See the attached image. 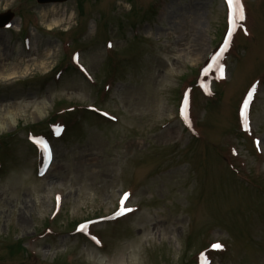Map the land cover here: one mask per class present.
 Segmentation results:
<instances>
[{"label":"rangeland","instance_id":"rangeland-1","mask_svg":"<svg viewBox=\"0 0 264 264\" xmlns=\"http://www.w3.org/2000/svg\"><path fill=\"white\" fill-rule=\"evenodd\" d=\"M240 3L244 19L237 22L244 27L230 36L227 76L214 84L220 94L214 102L197 92L192 99L197 140L177 119V99L222 37V0H0V11L15 14L13 25L0 29V124L12 115L0 126V264H62L65 257L83 264H185L204 239L226 244L214 255L217 264H264V74L254 77L261 87L251 108L261 153L235 131L234 111L264 68V0ZM198 36L204 50L195 54L190 48ZM107 37L117 49L111 55ZM71 46L80 49L93 81L69 63ZM110 60L119 68L114 81L103 82ZM104 83L111 85L105 94ZM92 103L118 120L84 109L69 121L58 118L74 127L52 140V166L36 176L30 125L56 109ZM125 187L142 209L94 226L104 250L70 235L75 222L111 211ZM54 193L61 202L53 216Z\"/></svg>","mask_w":264,"mask_h":264},{"label":"snow or ice","instance_id":"snow-or-ice-1","mask_svg":"<svg viewBox=\"0 0 264 264\" xmlns=\"http://www.w3.org/2000/svg\"><path fill=\"white\" fill-rule=\"evenodd\" d=\"M227 6H228V33L227 36L225 38V44H227L228 42V37L231 36L232 31L234 30L233 25L239 21V20H243L244 19V13H243V9L240 3V0H225ZM221 53L220 52H216L215 55H213L211 57V63H209L207 65V67L204 69V72L209 71L210 69L215 68V70L220 74V76L223 75V65H220L218 63L219 57H220ZM252 90L250 89L247 96L244 98L243 101V105L241 106V116L244 117L246 119V110H247V105L252 97ZM185 104H186V97H185ZM181 115L184 116L185 118V122L187 123V116L185 114V109L184 107L181 108ZM36 143H38V145L40 146L42 152L44 153L45 158L47 159L49 153H48V148L47 145L42 141V140H36ZM128 193H124V196L121 198V204H123V200L124 197H127ZM127 209H123L121 208L120 210H118L115 215H119L121 213V211H126ZM81 230H85L87 229V225L86 224H81L80 226ZM92 239H96L95 237H92ZM214 249H219L222 247L221 244L219 243H215L211 246ZM201 258L204 259V255L203 253L201 254Z\"/></svg>","mask_w":264,"mask_h":264},{"label":"bare ground","instance_id":"bare-ground-1","mask_svg":"<svg viewBox=\"0 0 264 264\" xmlns=\"http://www.w3.org/2000/svg\"><path fill=\"white\" fill-rule=\"evenodd\" d=\"M51 25H49V27L48 28H51L50 27ZM190 50H191V52H194L195 54H199V53H201V51L203 52V44H202V39H201V36H198L196 39H195V41H193V43L191 44V48H190ZM248 61V60H247ZM247 61L246 62H244L245 63V69H246V67H247V65H246V63H247ZM8 77H12L11 75H9ZM238 78V77H237ZM43 112V110L42 111H40V112H38V116L39 115H41V113ZM3 120L2 121H7L6 123H1L0 124V126H2V127H4L3 125L4 124H8V122H10L11 121V119H12V115L11 114H9V113H7V114H5V116L2 118ZM74 127V126H73Z\"/></svg>","mask_w":264,"mask_h":264},{"label":"water","instance_id":"water-1","mask_svg":"<svg viewBox=\"0 0 264 264\" xmlns=\"http://www.w3.org/2000/svg\"><path fill=\"white\" fill-rule=\"evenodd\" d=\"M38 1H44V0H38ZM10 17H11V13L9 12L0 14V26L4 25L9 20Z\"/></svg>","mask_w":264,"mask_h":264}]
</instances>
